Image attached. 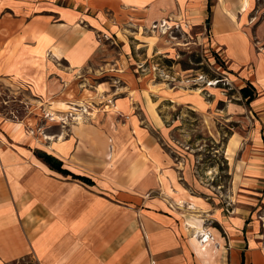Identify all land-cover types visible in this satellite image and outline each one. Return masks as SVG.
I'll use <instances>...</instances> for the list:
<instances>
[{"label": "crops", "instance_id": "0c3cea01", "mask_svg": "<svg viewBox=\"0 0 264 264\" xmlns=\"http://www.w3.org/2000/svg\"><path fill=\"white\" fill-rule=\"evenodd\" d=\"M241 1L240 9V0H0L4 110L17 116L0 118L9 143L0 145V264H264L258 202L220 206L194 196L190 160L172 147L158 99L200 111L204 100L159 87L143 71L169 52L166 34L187 30L158 28L202 20L211 3L213 48L238 91L254 92L246 101L263 131L264 0ZM94 98L112 107L90 123L113 136L115 151L100 159L90 148L98 141L79 138L66 121ZM233 140L241 195H261L264 133ZM38 151L91 184L52 169ZM195 230L213 238L210 261L197 252Z\"/></svg>", "mask_w": 264, "mask_h": 264}, {"label": "rangeland", "instance_id": "374dc122", "mask_svg": "<svg viewBox=\"0 0 264 264\" xmlns=\"http://www.w3.org/2000/svg\"><path fill=\"white\" fill-rule=\"evenodd\" d=\"M221 4L227 9L228 2L221 1ZM240 4L241 9L243 1L240 0ZM181 22L180 28L179 26L176 27L175 24L168 23L167 26L158 28L187 30L182 32L175 30L166 34L171 39V44L168 46L169 52L152 58V63L143 67V71H146L145 73L150 72L159 87L169 88L173 85L174 88H180L182 91L185 90L187 93H192V95L199 96V99L201 97L204 100L205 108L200 111L158 99L162 116L167 120L165 124L171 131L170 139L174 145L172 147L182 155H186L190 160L191 173L188 182L195 190L194 196L204 198L205 202L216 203L220 206L229 205L228 203L236 201V199L238 201L258 202L256 210L259 211H255L254 214L256 213L255 218L259 224V233L263 235L260 242H262L264 250V192L256 196L246 195L243 197L244 194L241 195L243 191L239 190L238 187L240 179L238 166L237 176L234 174L235 159L238 160V157L232 155L233 152L229 149L232 137L233 143L236 145L238 141H245L250 135L252 137L259 136V134L264 133V129L260 133L259 130H255L259 127V123L256 121L258 117H253L250 109H248L246 101L248 99L244 98L237 87L232 84L227 66L222 63V60H219L220 58L218 59L219 54L213 48L210 37L212 13H207L202 20L189 18ZM161 33L152 34L154 36L151 40L152 44L159 41ZM162 83L163 85H161ZM91 84V90L94 91L96 82ZM107 86L108 84L101 86L99 91L103 92L108 88ZM88 88L90 89V87ZM150 88L157 92L160 89ZM248 93L249 95L254 94L251 89L248 90ZM107 104L108 106L105 107ZM107 104L102 103L98 98H94L92 103H86V109L77 107V110H72L71 114L66 113V121L70 120L75 126L74 129H76L75 132L79 138H92L94 141H98L93 147H90L94 159H100V156L102 158L108 157V154L115 151L113 136L111 134L105 135L103 131L90 126L91 122L99 120V108L105 109L108 113L112 112L110 103ZM8 106L2 105L1 111ZM87 108H89V112ZM56 109L69 112L68 108L64 109L60 105L56 106ZM4 111L5 114H12V110ZM50 117L48 116V120H51ZM55 117L54 121L51 120L53 123H63L64 118L59 115H55ZM158 136L160 135L158 134ZM83 150L87 151L89 147H83ZM97 163L98 165H96ZM79 164L84 165V163ZM99 164V161L94 162L92 168L99 169ZM210 226L218 229L216 223H212ZM205 233L209 234L208 232ZM221 234L223 233L221 232ZM209 236L211 241L207 248L203 247L202 242L196 240L197 252L203 255L206 261L213 258L211 256L213 250L210 246L213 238L210 234ZM205 249H207L206 252ZM224 263H226V258H224ZM14 264L36 263L31 258H24Z\"/></svg>", "mask_w": 264, "mask_h": 264}, {"label": "trees", "instance_id": "16d2710c", "mask_svg": "<svg viewBox=\"0 0 264 264\" xmlns=\"http://www.w3.org/2000/svg\"><path fill=\"white\" fill-rule=\"evenodd\" d=\"M209 12L211 13V3H210V6H209ZM168 63H170L169 61H166ZM249 87H246V88H243L242 90H240L242 96L246 99H248V101H251L254 99V94H251L249 95L248 93V89ZM36 154L38 155V157L42 158L52 169L60 172V173H63L65 175H72L73 178L75 179H78V180H81L83 182H86L88 184H91V181L89 179H87L86 177H81V176H77V175H74L72 173H70L69 171L63 169V164L61 161L57 160L55 157L45 153V152H41V151H38L36 152Z\"/></svg>", "mask_w": 264, "mask_h": 264}, {"label": "built area", "instance_id": "2783aa9c", "mask_svg": "<svg viewBox=\"0 0 264 264\" xmlns=\"http://www.w3.org/2000/svg\"><path fill=\"white\" fill-rule=\"evenodd\" d=\"M5 97H6V90H5L4 86L2 85V83L0 82V103L4 106H7L9 101L6 100ZM3 113L5 114V111H0V118H3L4 121H6V120L7 121L17 120V116L13 112H11L12 114H10V113L5 114L7 116H5ZM0 135H1V127H0ZM8 144H9L8 141L4 137L0 136V145L4 146V145H8Z\"/></svg>", "mask_w": 264, "mask_h": 264}, {"label": "bare ground", "instance_id": "6f19581e", "mask_svg": "<svg viewBox=\"0 0 264 264\" xmlns=\"http://www.w3.org/2000/svg\"><path fill=\"white\" fill-rule=\"evenodd\" d=\"M202 234H204V235H202ZM199 236H201V237H199ZM193 239L198 240L199 242H202L203 247H206V248L209 246L210 241H211L209 234H207L205 232L200 233L197 230L193 231ZM204 251L206 252L207 249H205Z\"/></svg>", "mask_w": 264, "mask_h": 264}]
</instances>
